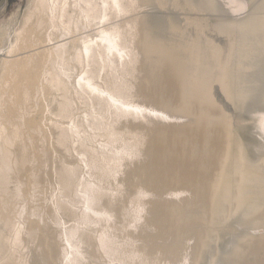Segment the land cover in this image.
<instances>
[{"label":"bare ground","instance_id":"bare-ground-1","mask_svg":"<svg viewBox=\"0 0 264 264\" xmlns=\"http://www.w3.org/2000/svg\"><path fill=\"white\" fill-rule=\"evenodd\" d=\"M262 15L0 6V264H264Z\"/></svg>","mask_w":264,"mask_h":264},{"label":"snow or ice","instance_id":"snow-or-ice-1","mask_svg":"<svg viewBox=\"0 0 264 264\" xmlns=\"http://www.w3.org/2000/svg\"><path fill=\"white\" fill-rule=\"evenodd\" d=\"M261 23H262V25H264V15H262V17H261ZM82 79H83V77H82ZM213 83H219L224 89H225V91H228L229 90V76H228V73L227 72H222L216 79H214L213 81H212ZM101 94H103V95H106V93H101ZM113 103H116V101H113ZM137 111H139V110H137ZM262 111H264V110H262ZM154 115H155V113H154ZM165 119L167 118V117H164ZM92 195V197L94 198L95 197V193H93V194H91ZM141 195V197H142V193L140 194ZM141 221H140V219H139V217H137L136 219H134L133 220V222L130 224V227H136L137 226V224L138 223H140Z\"/></svg>","mask_w":264,"mask_h":264},{"label":"rangeland","instance_id":"rangeland-1","mask_svg":"<svg viewBox=\"0 0 264 264\" xmlns=\"http://www.w3.org/2000/svg\"><path fill=\"white\" fill-rule=\"evenodd\" d=\"M25 0H8V3L6 5V14L11 13L14 9H16L18 6L24 4ZM4 3H6V0H0V6H2ZM2 16H0L1 19ZM227 108L229 107L226 103L224 104Z\"/></svg>","mask_w":264,"mask_h":264},{"label":"flooded vegetation","instance_id":"flooded-vegetation-1","mask_svg":"<svg viewBox=\"0 0 264 264\" xmlns=\"http://www.w3.org/2000/svg\"><path fill=\"white\" fill-rule=\"evenodd\" d=\"M2 1V0H1ZM7 3H8V0H6V5H7Z\"/></svg>","mask_w":264,"mask_h":264}]
</instances>
